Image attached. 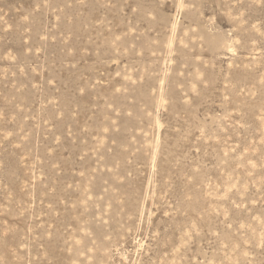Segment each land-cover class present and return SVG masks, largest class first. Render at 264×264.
Listing matches in <instances>:
<instances>
[{"label": "rangeland", "instance_id": "rangeland-1", "mask_svg": "<svg viewBox=\"0 0 264 264\" xmlns=\"http://www.w3.org/2000/svg\"><path fill=\"white\" fill-rule=\"evenodd\" d=\"M0 264H264V0H0Z\"/></svg>", "mask_w": 264, "mask_h": 264}]
</instances>
